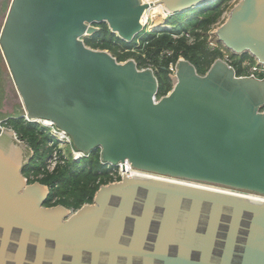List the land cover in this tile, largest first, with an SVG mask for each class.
<instances>
[{
  "label": "water",
  "instance_id": "1",
  "mask_svg": "<svg viewBox=\"0 0 264 264\" xmlns=\"http://www.w3.org/2000/svg\"><path fill=\"white\" fill-rule=\"evenodd\" d=\"M219 1L159 0L169 16L152 32ZM150 6L11 0L0 50L25 115L112 166L264 197V80L238 77L221 59L200 75L181 59L174 88L158 98L152 69L84 41L106 24L131 44ZM216 38L264 67V0H239ZM27 148L13 129L0 130V264H264L262 200L135 176L102 185L93 204L70 214L46 207L50 188L24 175Z\"/></svg>",
  "mask_w": 264,
  "mask_h": 264
},
{
  "label": "trees",
  "instance_id": "2",
  "mask_svg": "<svg viewBox=\"0 0 264 264\" xmlns=\"http://www.w3.org/2000/svg\"><path fill=\"white\" fill-rule=\"evenodd\" d=\"M230 2L231 0H220L209 7L174 15L168 22L170 29L147 33L131 44L118 39L106 24H102L99 25L101 30L86 43L93 48L109 50L118 62L135 58L139 68L146 62L155 64L158 68L155 74L159 80V97L167 95L172 90V74L168 69V63L181 58L193 64L200 75H205L213 63L228 52L237 75H242L244 62L253 61L251 56L234 55L223 46L214 51L208 47V33L229 10ZM138 41L140 47L137 48ZM165 50L172 52V56L166 60L161 56ZM23 120L8 119L5 124L33 149V158L24 173L27 178L32 174L36 177L41 173L43 161L48 157L47 153L51 152V148L47 146L53 138L45 134L39 125L25 123ZM100 159L101 153L96 150L79 163L69 161L64 165H58L55 171L46 173L42 179H29V182L47 185L52 191L48 202L54 200L53 205L78 209L85 203H91L100 186L110 181Z\"/></svg>",
  "mask_w": 264,
  "mask_h": 264
},
{
  "label": "built area",
  "instance_id": "3",
  "mask_svg": "<svg viewBox=\"0 0 264 264\" xmlns=\"http://www.w3.org/2000/svg\"><path fill=\"white\" fill-rule=\"evenodd\" d=\"M141 1H142V3H148V4H151V6H152V3H150V2H147V1L144 2L143 0H141ZM158 1L159 0H156L157 3H158ZM149 9L150 8H148L145 11V13H144V15L142 17V24L144 26V31L140 35L142 37L144 35H146L147 33H152V29H151V25L150 24L153 23V18L151 16H148L147 15L148 12H149ZM168 16H169V14L167 15V17ZM97 26L98 25H95V27L98 30H100ZM220 26H221V23L218 22L217 24H215L212 27L211 31L208 33V47L212 51L217 50V49H219L222 46L218 42V40L216 38V32H217V29ZM187 36L189 37V35H187ZM92 37L93 36H87V37L84 38V41L87 42V40L91 39ZM138 47H140V41L137 42V48ZM161 56L166 60V59H168L169 57L172 56V52L165 50V51H163L161 53ZM181 59H179L176 62L170 61L168 63V69L171 72V74H173L175 80H176V73H177V65H178V62ZM218 59H221V60L225 61L236 72L235 68L232 66V60H231V57H230V54L229 53L225 52L224 53V56L221 57V58H218ZM134 61L136 62V60H134ZM245 66H247V68H248L246 70V74H244V75H237L238 77H249V78H254V79H257V80H264V67L263 66L259 65L254 60L253 61H250V60L247 61L245 63ZM155 68L158 70V68L155 66V64H152L151 62H146V64H144V66L141 67V68H139V69H142V70H144V69H152L156 73L157 70ZM161 97H158V98H161ZM23 119L27 120L26 122L34 123V121H32V120L30 121V119H26L25 118V115H24V118ZM45 127L48 128L49 131H47L46 129L45 130L43 129V131L44 132L47 131L48 134L53 138V140H51L48 143V146H47V147L51 148V153H50V155H48L49 157L46 159L47 161H45L42 164V166H41V173L38 176H36V177L32 175L31 177L28 178L30 180H33L35 178L36 179H42L46 175V173H52L53 171H55V169L57 168L58 165H64L65 163H67L69 161L70 162H78L79 163L83 159H86V158H88L90 156V154H85V153H83L81 151H78L74 146H73V148L71 147V151L70 152H68V153L67 152H64L63 149L61 148V145H63L64 143H70V144L73 145L71 138L65 132H63L62 130L58 129L54 124L52 125V128H49L47 126H45ZM0 128H1V124H0ZM62 134H64V136ZM79 155H82V156L81 157H78ZM100 162H101V164L103 165V167L105 169L112 168V169L118 170L120 164H122V163H120L118 166H112L111 164L104 163L102 161V158L100 159ZM126 164H128L130 166L131 171L138 172V170L132 168V166L129 163H126ZM126 164H124V165H126ZM139 172H141V171H139ZM256 196H258V195H256ZM259 197H263V196H259Z\"/></svg>",
  "mask_w": 264,
  "mask_h": 264
},
{
  "label": "rangeland",
  "instance_id": "4",
  "mask_svg": "<svg viewBox=\"0 0 264 264\" xmlns=\"http://www.w3.org/2000/svg\"><path fill=\"white\" fill-rule=\"evenodd\" d=\"M238 2H239V0H231L229 10H227L225 12L226 15H223V17L219 21L221 23V25L225 22L226 18L228 17L227 15L231 11V9ZM10 3H11V0H0V32H1V29L3 27V24H4V21H5V18H6ZM97 27L101 30V27L99 25ZM87 46H89V45H87ZM91 48H93V47H91ZM93 49L110 52L107 49H100V48H93ZM130 59L135 60V58H129L128 60H130ZM246 62L247 61H245L244 64H243L244 72L242 73V75L246 74V70L248 69L247 66H245ZM175 83H176V80L174 79V76L172 74V84H173L172 85V89L174 88ZM170 92H168L167 94H169ZM24 115H25V112H24V109H23V104H22L21 98H20V96L18 94V91H17L13 81H12L9 69H8V67H7V65H6V63L4 61V58H3L1 50H0V121L4 122L3 124H1L0 130L1 129H12L10 126L5 124V123H7V120L8 119H14V118L15 119H21V117L24 116ZM23 121L25 123H29V122H26L27 120H25V119ZM37 125H39L42 129H44V130L46 129L47 131H49L48 128H46L43 125L42 122L41 123L39 122V124H37ZM47 131L46 132L43 131V132L45 134H48ZM27 147H28L27 148L28 149L27 152L30 153V156L33 155L32 154L33 149L31 148V146H29L27 144ZM71 147L73 148V145L70 144V143H64L63 145H61V148L63 149V151L67 152V153L71 151ZM50 153L49 154L47 153V155H50ZM45 161H47V160L44 159L43 163ZM116 176H117V174H116ZM116 176L113 179H111L109 182H112L116 178ZM203 185H207V184H203ZM244 194L248 195V194H251V193H245L244 192ZM252 195L256 196L254 194H252Z\"/></svg>",
  "mask_w": 264,
  "mask_h": 264
},
{
  "label": "bare ground",
  "instance_id": "5",
  "mask_svg": "<svg viewBox=\"0 0 264 264\" xmlns=\"http://www.w3.org/2000/svg\"><path fill=\"white\" fill-rule=\"evenodd\" d=\"M144 2H150V3H152V6L150 7V9H149V12H148V16H151L152 18H153V23H151L150 25H151V29H155V28H159V27H161V25L164 23V21H165V19L167 18V12L163 9V6L162 5H157V2H156V0H143ZM25 118L26 119H29L28 117H27V115H25ZM34 121L35 122V124H39V122L41 123H43V125H45V126H47V127H49V128H52V123L51 122H49V121H44V120H39V119H30V121ZM10 128V127H9ZM63 136H64V134H62ZM82 155H79L78 157H81ZM119 172H122V173H124V174H130V175H132V174H136V173H138L139 174V171L138 172H136V171H131V169H130V166L128 165V164H126V165H124V164H120V166H119ZM141 174V173H140ZM142 175H146L145 173H143ZM148 175V174H147ZM157 177H159V176H157ZM166 179V178H165ZM177 182V181H176ZM187 184H192V185H195V187H200V188H205V189H209V188H207V187H209V186H198L197 184H195V183H192V182H187ZM190 186V185H189ZM214 189H217V190H215V191H218V190H223V189H220V188H215L214 187ZM214 189H211L210 188V190H214ZM229 192V191H227V190H223V191H219V192ZM235 195H245V194H241V193H235ZM246 196H248V197H251V198H253V199H256V198H258V199H260V200H262V201H264V198L263 197H259V196H253V195H246Z\"/></svg>",
  "mask_w": 264,
  "mask_h": 264
},
{
  "label": "flooded vegetation",
  "instance_id": "6",
  "mask_svg": "<svg viewBox=\"0 0 264 264\" xmlns=\"http://www.w3.org/2000/svg\"><path fill=\"white\" fill-rule=\"evenodd\" d=\"M106 170V172H108V175H109V177H110V180L111 179H113L115 176H116V174H117V176H116V178L112 181V182H109V183H107L106 185H109V184H112V183H119V182H121L125 177H135V176H140V177H151V178H156V179H162V180H164V181H172V182H176L177 181V183H183V184H186V185H191V186H195V185H192V184H187V182H190V181H184V180H178V179H171V178H166V177H157V175H154V174H149V173H145L146 175H142L143 174V172H139V174L138 173H136V174H132V175H130V174H124V173H122V172H119V170H116V169H112V168H110V169H105ZM141 173V174H140ZM148 174V175H147ZM24 175H25V173H24ZM166 178V179H165ZM192 183H195V184H197L196 182H192ZM198 186H209V187H207V188H211V189H214V187L215 188H220V189H223V190H227V191H229V192H226L225 191V193H230V194H235V193H241V194H244L243 192H239V191H236V190H233V189H229V188H224V187H219V186H214V185H203V184H201V183H198L197 184ZM101 187V186H100ZM100 189V188H99ZM214 190H217V189H214ZM223 190H218V191H223ZM51 189H50V195H51ZM97 193V192H96ZM96 193H95V196H96ZM50 195H49V197H48V199H47V201H46V203H45V206L46 207H54V206H57V205H53V203L55 202L54 200H52V201H49L48 202V200H49V198H50ZM246 195V194H245ZM248 195H252V194H248ZM95 196H94V198H95ZM94 198H93V201L91 202V203H85V204H83L81 207H83L84 205H87V204H93V202H94ZM63 206V205H62ZM65 208H67L69 211H70V214H73V213H75L77 210H79L80 208H78V209H74V208H69V207H66V206H64Z\"/></svg>",
  "mask_w": 264,
  "mask_h": 264
}]
</instances>
